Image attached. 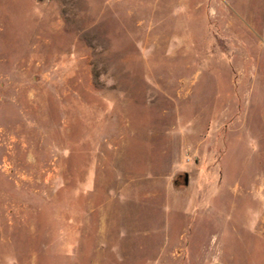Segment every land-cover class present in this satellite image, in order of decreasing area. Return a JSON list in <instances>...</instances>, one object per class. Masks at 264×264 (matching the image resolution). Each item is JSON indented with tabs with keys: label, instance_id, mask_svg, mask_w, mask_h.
Listing matches in <instances>:
<instances>
[{
	"label": "rangeland",
	"instance_id": "1",
	"mask_svg": "<svg viewBox=\"0 0 264 264\" xmlns=\"http://www.w3.org/2000/svg\"><path fill=\"white\" fill-rule=\"evenodd\" d=\"M0 264H264V0H0Z\"/></svg>",
	"mask_w": 264,
	"mask_h": 264
},
{
	"label": "water",
	"instance_id": "2",
	"mask_svg": "<svg viewBox=\"0 0 264 264\" xmlns=\"http://www.w3.org/2000/svg\"><path fill=\"white\" fill-rule=\"evenodd\" d=\"M188 183H189V178H188V176H186L185 177V185H188Z\"/></svg>",
	"mask_w": 264,
	"mask_h": 264
}]
</instances>
